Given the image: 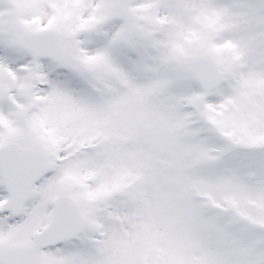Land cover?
<instances>
[{"label":"snow or ice","instance_id":"1","mask_svg":"<svg viewBox=\"0 0 264 264\" xmlns=\"http://www.w3.org/2000/svg\"><path fill=\"white\" fill-rule=\"evenodd\" d=\"M0 264H264V0H0Z\"/></svg>","mask_w":264,"mask_h":264}]
</instances>
